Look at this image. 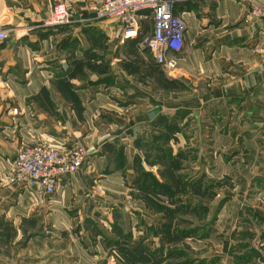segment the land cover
Instances as JSON below:
<instances>
[{
	"label": "crops",
	"instance_id": "crops-1",
	"mask_svg": "<svg viewBox=\"0 0 264 264\" xmlns=\"http://www.w3.org/2000/svg\"><path fill=\"white\" fill-rule=\"evenodd\" d=\"M57 1L69 6L73 23L47 28L43 22ZM93 1L98 0H0V26L9 29L0 41V231L12 226L14 192L63 219L60 213L67 209L81 215L89 209L90 215L108 207L123 210L112 195L131 189L133 159L143 153L135 142L141 138L195 146L191 177L196 181L205 172L209 182H220L219 192H235L240 208L264 218V22L251 13L264 0L175 1L174 12L187 31L171 74L197 83L180 96L156 88L149 75L152 58L135 40L121 43L117 20L83 11ZM170 125L174 133L166 129ZM39 140L62 152L84 144L90 154L88 166L64 179L51 197L5 184L17 151ZM110 145L123 148L125 173L106 171ZM232 175V187L222 184ZM92 182L103 187L100 196ZM230 195L225 197L231 200ZM131 199L133 211L152 224L144 202ZM110 214L104 213L111 228ZM65 223L71 224L68 218Z\"/></svg>",
	"mask_w": 264,
	"mask_h": 264
},
{
	"label": "rangeland",
	"instance_id": "rangeland-1",
	"mask_svg": "<svg viewBox=\"0 0 264 264\" xmlns=\"http://www.w3.org/2000/svg\"><path fill=\"white\" fill-rule=\"evenodd\" d=\"M59 2L60 1H57L53 4ZM147 22L150 23V19H147ZM3 28L6 27L3 26ZM6 30H8L9 36V29L6 28ZM152 62L153 61L150 59V80L152 78L154 79L155 86L158 90L165 92L171 91L173 94L180 96L182 91L191 92L196 88L194 86L197 84L196 79L193 77L186 82H182L180 78H173L171 73L175 69L169 72L166 71L164 67L156 65L155 74H153ZM140 73L143 79L147 78L146 70L141 69ZM199 84L202 85L203 82L201 81ZM176 95L174 97H176ZM161 136H163V134ZM191 146L172 144L171 147L173 148V154L181 157L174 169H177V167L179 168L181 164V172L188 173L187 175L192 176V172H194L195 169L194 160L196 152H191L195 150V146ZM161 147L160 149H155L150 146H143V153H140V155H142V162L147 165L152 172L154 171L153 173L155 175L157 174L156 176L158 178L161 176L160 172H163V170L169 166L167 157L161 156L167 145L164 144ZM146 155L150 156L152 165L147 164L145 161ZM88 163H86V167ZM203 166L205 165L203 164ZM186 167H188L189 170L185 171ZM205 174L204 172L200 183H198L196 187H201L203 192H206V190L208 192L206 186L210 182ZM233 178L235 177L225 178L221 180V182L224 185L232 187L233 184L231 179ZM218 183L220 182L214 183V187H210L209 189V192L211 191L214 193V198L209 203L211 212L207 220H201L198 213L192 209H188L187 211L183 210L178 215L173 212L175 218L179 216L182 218L181 222L174 219L176 222L175 225L179 230L196 228L197 230H203L206 235H194L187 239H179V242L173 245H171V243L168 245V242L175 240L174 238L169 239L168 242H160L159 239L155 237L154 241L152 240L153 238H149L145 241L146 244H150L152 248H161V250H159L161 253L153 257L152 264H185L189 257L193 260L190 264H235L234 257L231 255V249L234 244L231 233L236 229L243 207L240 208L238 206V200H233V198L236 197L235 192L233 193L229 189H226L225 192H219L218 187H216ZM5 184H7V181ZM8 185L10 184L8 183ZM91 186V190L100 196L99 189L103 188L100 186V183L97 185V183L92 182ZM196 187H194V190L197 192L199 188ZM125 190L127 191L126 193L112 195L115 200H120L116 207L119 208L120 203H124L123 210H113L111 207H108L104 213L109 214L110 212V217L114 219L117 224H121L124 218L127 222L126 226L133 229L135 243H137L142 240L147 233L143 225L145 219L141 216V213L133 211L130 206L131 204L129 202L132 200V197L134 198L133 191H131V189ZM194 190H189L190 193L188 192V195H195ZM18 193L14 192V197L11 200L12 208L9 218L13 222L12 226L6 225V227L0 231V253L1 256H3L2 253H5L6 264H151L147 260L141 259L144 257H134L129 252L128 258H125L122 252L115 250L111 244L106 243L101 236H97V233H94L96 232L94 228L97 224L101 229L105 228L107 231L111 230L109 224L105 220L107 215H104V213L102 214L101 210H97L93 215H90L91 210L89 209L87 214L83 212L81 215L78 209H62L63 211L60 213V216L63 215L71 222V224H67L65 223V218L57 217V211L42 208L40 206L41 204L28 200L26 197L22 199L18 198ZM228 194H232L230 195L231 200L225 197ZM109 195L110 194H108V196ZM153 205L155 206V204ZM223 206H225V208H222ZM157 208L159 207L157 206ZM247 208L250 209L248 206ZM238 210L239 214L236 218L234 215ZM163 211L164 210H161L160 214L154 213L151 210H146L145 212L150 216V221L153 224H159L161 220L164 219V215L161 213ZM53 212L55 214H52ZM115 212L119 215L117 218L114 216ZM248 214L249 211H246L244 217L254 222L252 218L248 217ZM86 215L91 217L89 218ZM85 217L87 218L84 220L83 218ZM128 218L131 220H128ZM101 222L105 224L106 227H104L105 225L103 224L102 226L100 224ZM139 228L141 231H139ZM250 228L255 234L252 240L247 241L250 247L239 249L237 252L239 254H242V252L243 254L252 252L254 255V252L256 253V251L261 250L264 255V220L261 221L259 225L252 224ZM175 231L177 230H174V232ZM170 250H177V252L176 254L170 253ZM258 257L259 256H254V260L249 264H261L263 261L259 260ZM1 258L3 259V257ZM121 259L123 261H121ZM197 260L203 261L197 262ZM0 264H3V260L0 261Z\"/></svg>",
	"mask_w": 264,
	"mask_h": 264
},
{
	"label": "built area",
	"instance_id": "built-area-1",
	"mask_svg": "<svg viewBox=\"0 0 264 264\" xmlns=\"http://www.w3.org/2000/svg\"><path fill=\"white\" fill-rule=\"evenodd\" d=\"M175 1L98 0L86 4L83 11L91 13L95 19L117 20L121 25L119 39L122 44L128 40H139V49L148 51L155 63L170 72L178 65L177 55L183 50L187 31L185 20L174 12ZM251 13L264 22V6L254 7ZM148 17L152 20V27L145 30L143 23ZM72 23L71 9L65 2H59L51 5L43 26L57 28ZM7 37L8 30L1 25L0 41ZM89 155L84 144L62 152L39 140L17 151L6 181L23 189H36L51 197L64 179L89 162Z\"/></svg>",
	"mask_w": 264,
	"mask_h": 264
},
{
	"label": "trees",
	"instance_id": "trees-1",
	"mask_svg": "<svg viewBox=\"0 0 264 264\" xmlns=\"http://www.w3.org/2000/svg\"><path fill=\"white\" fill-rule=\"evenodd\" d=\"M147 19H150V23L147 22ZM147 19L144 20L143 23L145 26V30H148L151 27L152 23L150 17H148ZM135 42L138 45L139 40H135ZM144 53H147L149 57L152 58L148 51H144ZM151 61H153V59H151ZM156 65L158 64L154 61L151 63L153 74H155ZM162 119L163 118L159 119V124H162ZM166 129L174 133V127L172 125L167 126ZM165 143H163V141H161L160 139H157L154 142H149L147 140H142L141 138L138 139L137 142H135V145L138 149L141 150H144L143 146H150L155 149H160L162 148L161 146ZM166 145L167 147L165 148V151L163 150V154L161 156L167 157L169 166L165 168L163 172H160V178H158L152 171L146 170L142 164V158L139 155H136L133 159V170L135 172V175L129 185L131 189L135 186L136 192H133L135 199L144 202L147 209L157 214H160V211L164 210L163 212H161L162 215H164V219L161 220V223H143L147 233L143 237V239L137 243H135L133 229L127 227L125 225V221H123L122 223L120 222L121 224H117L116 221H113V223L111 224L109 235L103 232L98 224L94 228L96 231L94 233H97V236H101L102 239L105 240L106 243L111 244V246H113L115 250L122 252L123 255H125V258H128V255L130 253L134 257H144L141 259L147 260L149 263H151L153 261V257L161 253L159 252L161 248H152L150 244H146L145 241L149 238H158L160 242H168L169 239L174 238L175 240L168 242V245H170L169 243L173 245L179 242V239H187L194 235H206L204 234L205 232L203 230H197L196 228L179 230L175 225L176 222L174 219H177V221L181 222L182 218L180 216L178 218H175L173 216V212L178 215L183 210L187 211L188 209H192L198 213V216L201 220H207L211 212L209 203L214 198V193L211 191L209 192V189L210 187H214V183L212 182L211 184L210 182L207 184L206 188H208V192L207 190L206 192H203L201 187H196L198 186L197 184L200 183V180L202 178L200 177L195 181L194 178L191 177V175H187L188 173L181 172V164L179 165V168L177 167V169H174L181 157L175 156L172 152L173 148L169 147L167 143ZM107 150L110 156L108 158V167L106 171L109 172L115 170L125 173L128 167V161L126 156L124 155L123 148H117L113 145H110L107 146ZM145 161L147 162V164L152 165L150 156L146 155ZM194 187L199 188L197 192L194 190ZM189 190H194L195 195H188L190 193ZM153 204H155V206ZM157 206L159 208H157ZM246 211H249L248 217L252 218L255 223L249 221L248 218L244 217ZM114 216L117 218L119 215L117 212H115ZM263 220L264 218L255 214L252 209L243 207L241 216L236 225V229L231 233L234 241L231 249V255L234 257L235 264H249L254 260V256H259L258 259L263 261L261 264L264 263V255L262 254L261 250L256 251V253L254 252V255L252 254V252H247V254H243L242 252L243 255L237 252L239 249L250 247L247 241L252 240V238L255 236L250 227L252 226V224H261V221ZM174 230L177 231L174 232ZM105 242L104 244L106 245ZM176 252L177 250H170V253L176 254ZM121 261L123 260L121 259ZM191 261L193 260L189 257L186 260L185 264H190ZM198 261L203 260H197V262Z\"/></svg>",
	"mask_w": 264,
	"mask_h": 264
}]
</instances>
